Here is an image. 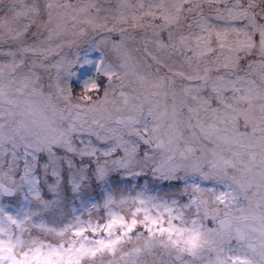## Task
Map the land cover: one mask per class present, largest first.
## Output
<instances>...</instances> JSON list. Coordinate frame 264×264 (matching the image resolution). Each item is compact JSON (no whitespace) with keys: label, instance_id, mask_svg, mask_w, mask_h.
Listing matches in <instances>:
<instances>
[{"label":"snow or ice","instance_id":"snow-or-ice-1","mask_svg":"<svg viewBox=\"0 0 264 264\" xmlns=\"http://www.w3.org/2000/svg\"><path fill=\"white\" fill-rule=\"evenodd\" d=\"M0 264H264V0H0Z\"/></svg>","mask_w":264,"mask_h":264}]
</instances>
